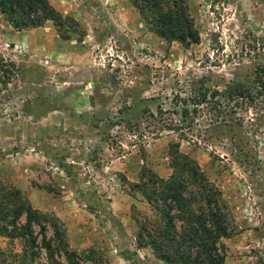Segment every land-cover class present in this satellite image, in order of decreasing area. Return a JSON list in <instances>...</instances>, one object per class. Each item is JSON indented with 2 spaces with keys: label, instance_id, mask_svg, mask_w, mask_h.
Masks as SVG:
<instances>
[{
  "label": "rangeland",
  "instance_id": "obj_1",
  "mask_svg": "<svg viewBox=\"0 0 264 264\" xmlns=\"http://www.w3.org/2000/svg\"><path fill=\"white\" fill-rule=\"evenodd\" d=\"M47 1L72 19L68 40L50 22L20 33L0 19V186L58 218L68 247L95 264H157L111 238L124 224L135 234L147 206L129 185L142 168L166 178L167 147L179 142L232 218L223 264H264V96L233 112L188 102L198 89L258 90L264 0H186L198 33L187 47L149 32L127 0ZM182 100L195 110L185 120ZM19 253L18 239L0 237V260L18 264Z\"/></svg>",
  "mask_w": 264,
  "mask_h": 264
},
{
  "label": "trees",
  "instance_id": "obj_2",
  "mask_svg": "<svg viewBox=\"0 0 264 264\" xmlns=\"http://www.w3.org/2000/svg\"><path fill=\"white\" fill-rule=\"evenodd\" d=\"M127 1L146 29L158 38L184 47L198 42L186 0ZM0 19L14 31L38 29L50 22L62 40H68V37H61V30L70 28L67 23L72 22L47 0H0ZM251 85L258 90L254 92L244 84L227 85L220 100L216 92L198 89L196 96L188 102L194 107L209 104L213 109L219 107L229 112L242 101L252 105L264 96V65L254 69ZM179 102L185 120L191 110H195H187L185 100ZM181 136L179 133L178 140L185 138ZM178 147L179 142H170L167 147L170 173L166 178L142 168L137 182L129 185L147 206L142 212L143 217L135 223L134 248L148 249L162 264H223L221 240L230 237L234 231L232 218L221 191L194 160L178 152ZM46 230L51 232L49 237ZM0 237L8 241L19 240L21 260L18 264H80L82 261L95 264L93 252L87 255L68 247L65 229L58 218L33 209L14 186L6 189L0 186ZM41 252L44 260L38 262ZM9 262L4 257L0 260V264Z\"/></svg>",
  "mask_w": 264,
  "mask_h": 264
},
{
  "label": "crops",
  "instance_id": "obj_3",
  "mask_svg": "<svg viewBox=\"0 0 264 264\" xmlns=\"http://www.w3.org/2000/svg\"><path fill=\"white\" fill-rule=\"evenodd\" d=\"M33 30H37V29H33ZM21 32H23V31H20V33ZM16 33H18V32H16ZM0 147H2V146L0 145ZM126 225H128V223ZM123 227H124V231L123 230L121 231V233H122L121 235H116V236L113 235V236H115V239H116L117 242L115 243L112 238H111V241L114 243V245L116 247V250L118 252L124 253V254H130L131 251L135 250L134 244H133L134 238H133V236L131 234L133 232L131 231V228H129V230H128L129 233H128L127 230H126V228H125V224L123 225ZM126 232L128 234H125ZM126 235H128V237H126ZM143 250H145V249H143ZM136 251H139V250L136 249ZM148 256L151 257V255H148ZM156 262H157V264H162L158 260Z\"/></svg>",
  "mask_w": 264,
  "mask_h": 264
}]
</instances>
